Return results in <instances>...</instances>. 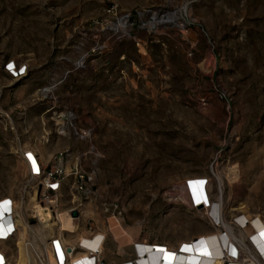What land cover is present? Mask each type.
Wrapping results in <instances>:
<instances>
[{
  "label": "rangeland",
  "instance_id": "374dc122",
  "mask_svg": "<svg viewBox=\"0 0 264 264\" xmlns=\"http://www.w3.org/2000/svg\"><path fill=\"white\" fill-rule=\"evenodd\" d=\"M30 154L45 173L60 164L56 193L42 196ZM200 181L208 208L185 190ZM35 194L68 211L74 234L41 238ZM5 200L17 231L0 241L6 264L18 214L40 257L52 237L91 246L97 234L100 264H134L125 235L181 251L230 225L238 261L264 264L234 226L264 223V0H0Z\"/></svg>",
  "mask_w": 264,
  "mask_h": 264
},
{
  "label": "bare ground",
  "instance_id": "6f19581e",
  "mask_svg": "<svg viewBox=\"0 0 264 264\" xmlns=\"http://www.w3.org/2000/svg\"><path fill=\"white\" fill-rule=\"evenodd\" d=\"M29 158L33 163L36 162L33 155L30 154ZM233 175L234 179H236L235 172L233 173ZM185 190L188 196L191 195V197H193V201L197 204V206H201V204H203L206 206L205 208H208L207 194L205 193V187L202 181L197 182L196 184H191L190 188L185 187ZM30 201L33 204L32 206L35 217L39 219V222L42 225V229L40 231L42 239L46 237L48 238V236L51 237L55 229L58 230L60 236L65 232L74 234L76 230L73 224L74 219L71 216L67 215L68 211L67 213L60 212L56 214L57 209L55 208V203H49L48 206L43 207L41 203L36 199V194L35 198H32ZM211 211L213 213L212 216L214 217V220H216L215 222H220L217 220V205L215 203L212 204ZM15 213L16 210L14 208V204L13 206L11 204L9 207V203H0L1 237H4L8 232L12 230V228H15V224L13 222L10 224L9 216H7L9 214L13 215ZM18 216L20 219L17 222V225L19 226V233L18 241L16 244L17 255L14 264H58L54 253V242L56 241L55 243L58 244L62 249L68 246V243H63L59 237H52L49 240H45L48 248L44 250V256L40 257L39 252L35 246V235L28 228L26 222H24L21 214H18ZM236 222L238 225L244 227L245 234H247L246 236L252 239L251 241L256 246L257 251L261 256V260L264 261V236L261 235L262 233H264V223H262L259 218L253 219L249 216L238 217L236 218ZM225 231L226 235L224 236H221L217 233L210 234L201 236L195 241L183 243L178 248H181V251L170 250L165 246H160L157 244L139 243L133 245L135 254L134 264H254L251 263L253 261H238L239 251L234 245H232V242L230 241V238L234 239L232 232L233 228L230 225H226ZM15 232L17 231L15 230ZM93 237H95V239H93ZM84 238L87 239V241L91 245L87 247H89L91 250H97L98 256L102 254L103 248L99 244L101 239H97V234L92 236V238H87L86 236ZM196 241L198 242L193 244ZM240 242H242V240H240ZM186 246L188 250H185ZM68 248V251H65L64 253L67 264H96L98 257L97 255V257L95 256L93 259L92 255H90L88 252L82 251L75 244L69 245ZM160 249H164L165 251H160ZM76 254L77 256H75ZM169 254L174 255L169 256ZM73 255L75 256L74 258L72 257ZM229 255L233 257L237 256L236 260L233 257H228ZM226 259L228 260L225 261ZM0 264H6V260L3 255L1 256V253Z\"/></svg>",
  "mask_w": 264,
  "mask_h": 264
},
{
  "label": "built area",
  "instance_id": "2783aa9c",
  "mask_svg": "<svg viewBox=\"0 0 264 264\" xmlns=\"http://www.w3.org/2000/svg\"><path fill=\"white\" fill-rule=\"evenodd\" d=\"M8 69L12 70V66L11 67L9 66ZM35 161H36V159H35ZM28 165H29V168H30V175L33 178L40 179L39 186L43 187L42 196H44V194H46L48 192L49 193H56L59 190L60 179H61V181H63L65 179L64 176H62L63 173H62L60 164L55 165L53 170L48 171L47 173H45V170L41 169V167L37 163V161L35 163H33L30 160V158H28ZM74 175L78 176V178L80 180V185L78 187V191L81 194H85L86 193V189L83 186V184H85L83 182V177L80 176L77 171H74ZM8 202H10V201H8ZM50 203H55L54 205H56V199H55V201H51ZM10 205L11 204L9 203V207H10ZM55 208H56V206H55ZM10 214L7 215V216H9V221H10V224H11L13 221H12V218H11L12 215H10ZM234 226L237 227L238 229L239 228L240 229H244V227H242V226L237 224L236 220H234ZM15 230H16V228H14V229L12 228V230L10 232H8L4 236L5 238L0 236V241L1 240L5 241V240H8L11 237H13V235L16 233ZM93 239H95V237H93ZM104 240H105V238L102 237L101 240H100V243H99L102 246V248H103ZM55 242H54V253H55V257H56L57 263L58 264H64V263L67 264V261H66V258L64 256V253H65V251H68V249H69L68 246H66L65 248L62 249ZM250 242H251V240H250ZM77 247L80 248L82 251L88 252L90 255H92L93 259H94V257L96 255L98 256L97 250L96 251L95 250H91L89 247L85 246L82 242H78V246ZM238 250H239V256L238 257L241 258V254H240L241 251H240L239 247H238ZM101 255L102 254H100L98 257L96 256L97 257L96 264H100L101 263V259H100ZM257 255H258V257L261 258L259 253H257ZM228 257H233V256L229 255ZM233 258H235V260H236L237 256H234ZM227 260L228 259H226L225 261H227ZM248 260H252L253 262H256L255 259L252 258L251 256H250V259H248ZM126 264H131V263L129 262V263H126Z\"/></svg>",
  "mask_w": 264,
  "mask_h": 264
},
{
  "label": "crops",
  "instance_id": "0c3cea01",
  "mask_svg": "<svg viewBox=\"0 0 264 264\" xmlns=\"http://www.w3.org/2000/svg\"><path fill=\"white\" fill-rule=\"evenodd\" d=\"M121 230V229H120ZM99 235H101V236H104V233H99ZM112 237V236H111ZM113 238V237H112ZM134 236H129V235H125V238L122 240L124 243H125V247H129L130 245H135V243L136 242H134L133 240H134ZM113 240H114V242H116L117 243V245H118V243L120 242V240H119V238H113ZM118 264H125V263H127V262H125V261H118L117 262ZM116 264V263H115Z\"/></svg>",
  "mask_w": 264,
  "mask_h": 264
},
{
  "label": "snow or ice",
  "instance_id": "6c2138e0",
  "mask_svg": "<svg viewBox=\"0 0 264 264\" xmlns=\"http://www.w3.org/2000/svg\"><path fill=\"white\" fill-rule=\"evenodd\" d=\"M10 67H11V66H10ZM30 158H31V157H30ZM3 203H4V204H8V203H10V202H8V201H4ZM261 235L264 236V233H262ZM97 239H101V238L98 237ZM185 250H188V249H187V246H186ZM160 251H165V250H164V249H160ZM205 254H207V253H205ZM172 255H174V254H169V256H172Z\"/></svg>",
  "mask_w": 264,
  "mask_h": 264
},
{
  "label": "water",
  "instance_id": "95a60500",
  "mask_svg": "<svg viewBox=\"0 0 264 264\" xmlns=\"http://www.w3.org/2000/svg\"><path fill=\"white\" fill-rule=\"evenodd\" d=\"M77 216V214L76 213H73V217H76Z\"/></svg>",
  "mask_w": 264,
  "mask_h": 264
},
{
  "label": "trees",
  "instance_id": "16d2710c",
  "mask_svg": "<svg viewBox=\"0 0 264 264\" xmlns=\"http://www.w3.org/2000/svg\"><path fill=\"white\" fill-rule=\"evenodd\" d=\"M213 214V213H212Z\"/></svg>",
  "mask_w": 264,
  "mask_h": 264
}]
</instances>
